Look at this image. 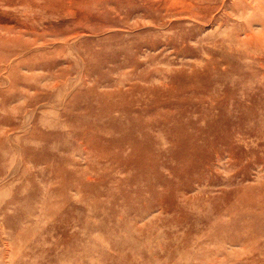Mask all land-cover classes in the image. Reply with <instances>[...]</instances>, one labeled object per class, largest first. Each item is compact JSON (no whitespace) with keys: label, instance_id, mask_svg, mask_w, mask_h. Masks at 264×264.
I'll list each match as a JSON object with an SVG mask.
<instances>
[{"label":"rangeland","instance_id":"1","mask_svg":"<svg viewBox=\"0 0 264 264\" xmlns=\"http://www.w3.org/2000/svg\"><path fill=\"white\" fill-rule=\"evenodd\" d=\"M191 2L0 0L48 64L1 75L32 102L0 107V264H264V54L233 0ZM131 83L168 93L113 94Z\"/></svg>","mask_w":264,"mask_h":264},{"label":"bare ground","instance_id":"2","mask_svg":"<svg viewBox=\"0 0 264 264\" xmlns=\"http://www.w3.org/2000/svg\"><path fill=\"white\" fill-rule=\"evenodd\" d=\"M191 1L193 2L194 5H196V3L204 1V0H191ZM233 1L235 3L234 7L232 8L233 10H234V8H237L235 10L238 11V13H240V14L241 13L244 14V12L246 13L245 19H244L245 21H244V24L242 27V31L244 32V36L241 37L239 41L241 43H246L247 46L249 45V42H250L251 46H253L255 49L259 50L261 53L264 54V0H233ZM191 6H192V4H191ZM18 20H20L19 21L20 23L18 25H13V26L10 25V26L5 27L3 31H0V80H1L2 72L7 69L9 71L10 75H12V77H13L12 87L14 88V90L17 87V82L19 81V76L16 74V72L20 67L24 66L27 69H29L30 71H34L36 68H42L43 69V67L48 66V64H44V63L41 64V60H40V56H43L44 48L37 47L36 49L41 50V52H39V53H34L33 49L30 48V46L32 44L37 42L43 36V33L38 32L35 29V27L33 26V23L35 22V20H33L32 23L29 22L27 20V18H20ZM17 23H18V21H17ZM255 24H259L260 27L254 29ZM6 29H8V30H6ZM25 34H28L27 35L28 37H25L24 36ZM14 55H19V57L16 58L15 60H21V61H24L25 63L15 62V60L12 59ZM64 71L65 70L61 71V74ZM234 78H236V77H234ZM250 80H252V79H250ZM58 82L59 81L56 80V85H58ZM30 88H32V87H30ZM33 88H37V86H33ZM85 89L87 92H89L91 94V93H95L98 88H97L96 83H93L91 86H88ZM166 91H170V93L174 94L173 90H167L166 89ZM138 92H140L138 99H140V101L142 102V106H145L144 105V103H145L144 97L146 95H149L151 93H156L159 97H161V95L165 91L160 90L159 88H156V86H154V85L151 86V85H143V84H138V83H136V84L131 83L127 88L120 87V85L118 84V87L115 88L113 94L117 98L120 97V98H127L129 100H133V99H135L134 97L136 94H138ZM106 93L107 92H105V91L100 92V98L101 99L98 102L106 99V96H105ZM165 93L167 94L168 92H165ZM240 93H242V92H240ZM21 97L25 98V99H23V102L16 104L12 108L16 113H19L20 111H22V104L23 103H31L32 102V97L31 96L28 97L26 95V93H22V94L9 93V92H7L6 94L4 93L0 99V107L6 108V106L8 107V105L9 106L11 105L10 103L12 101L17 100L18 98H21ZM167 107L168 108L166 110H168V112H170L168 114H170L172 117L176 118V119H173V122L179 124V121L177 118H180L179 117L180 115L172 114L170 111L174 107V105L169 104ZM91 113H92V111H91ZM124 113H126V115H127L126 116L127 120H124V123L127 126L130 125L133 128L132 132L137 130L141 125H143L145 123L144 118H148L147 116H150L153 114L152 112H145V113H140L137 116H131V115H129L128 112H124ZM178 114H181V113L179 112ZM88 115L89 114L87 113L83 116L86 117ZM103 115H105V114L102 111H99V113H97V117H101ZM0 120H2L5 125H9L12 123V120L8 121L5 118H0ZM109 122H111V123L112 122H119V120H117L115 118L114 119L111 118V119H109ZM62 123L64 124V121H62ZM62 123L58 122V125L62 126ZM84 123H85V127L80 129L81 132L79 133V135H77V139H79L80 144H82L84 141L93 143L92 135L88 134V130H90V127H95L97 124V121L95 119L92 122L89 119H87V121L84 120ZM84 128H85V130H84ZM1 130L3 131V129H1ZM3 134H6V133L2 132L1 135H3ZM101 139L104 140V138H101ZM43 171L46 172L47 170L44 168ZM84 173H86L85 170L83 171L82 174H84ZM71 185H73V184H70L69 186H71ZM220 225H221V223H220ZM220 229H221V227H220Z\"/></svg>","mask_w":264,"mask_h":264}]
</instances>
